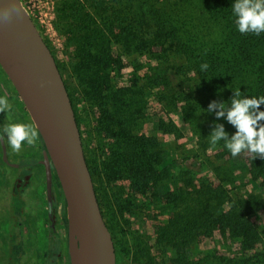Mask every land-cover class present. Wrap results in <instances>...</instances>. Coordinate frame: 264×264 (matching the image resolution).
<instances>
[{"label":"trees","instance_id":"trees-1","mask_svg":"<svg viewBox=\"0 0 264 264\" xmlns=\"http://www.w3.org/2000/svg\"><path fill=\"white\" fill-rule=\"evenodd\" d=\"M55 15L71 77L95 111L86 134L97 152L84 155L102 216L99 187L125 186L113 196L116 213L124 219L148 209L155 244L173 251L174 264H196L191 247L214 235L236 240L238 251L197 264H264V0H56ZM182 76L191 84L169 89ZM64 83L85 137L80 103ZM178 104L200 151L218 149L215 158L225 160L210 165L211 183L192 191L190 181H171L176 169L158 139L139 134L150 123L181 137L162 118ZM236 171L259 192L239 191ZM165 209L172 213L161 223ZM123 253L118 264H129Z\"/></svg>","mask_w":264,"mask_h":264},{"label":"water","instance_id":"water-1","mask_svg":"<svg viewBox=\"0 0 264 264\" xmlns=\"http://www.w3.org/2000/svg\"><path fill=\"white\" fill-rule=\"evenodd\" d=\"M0 66L40 136L57 264H118L122 254L103 219L64 80L21 0H0Z\"/></svg>","mask_w":264,"mask_h":264},{"label":"rangeland","instance_id":"rangeland-1","mask_svg":"<svg viewBox=\"0 0 264 264\" xmlns=\"http://www.w3.org/2000/svg\"><path fill=\"white\" fill-rule=\"evenodd\" d=\"M43 2L42 13L45 16L39 15L37 10H35L31 14L32 20L44 42L49 47L56 64L59 66L63 80L66 81V84L73 91L74 101L80 103L77 106V116L80 125H82V130L85 132V137L81 135L83 150L85 154L87 149V152H91L89 155L91 156L92 152H97V150L95 142L93 139H89V134H86V132H91L93 121L95 120V111L92 108L90 109L88 104L85 103L84 91L71 77L70 60L68 55L69 50L65 46V39L56 29V15H51L52 11L48 9V5L53 3V8L56 10V0H43ZM46 2H48V4H46ZM130 61L133 63L132 60ZM152 71L154 72L153 69ZM179 81H183V87H187L192 82L190 76H182L171 83L169 89L175 88L174 91L183 89V87L177 88ZM153 93H156V90H154ZM158 93L160 92L158 91ZM82 104H84L83 110H81ZM154 105V109L158 111L159 105ZM179 105L181 104H178V107L167 115L163 112L162 118L166 123H169L170 121L175 123L179 129V135L181 137H175L173 134H163L160 131H157L150 123H146L142 130L139 131V134H145L150 137L153 136L158 139L160 146L167 152V160L172 167H175L176 169V176L174 175L175 178L171 179V181L173 180L177 185L183 184L184 180L190 181L191 186L185 187V190L192 191V188L200 186L199 183L201 181H213L211 172L212 167L210 165L213 163L216 165H225V160L218 161L215 158L214 154L218 152V149L211 148L204 152L200 151L197 147V138L194 136L190 125L182 120L181 107ZM162 106L163 105H161V107ZM94 157L98 158L97 155ZM94 157L90 158L92 166L98 164V160H93ZM181 158L183 159V165L176 161ZM242 174V172L240 173L239 171H236L234 176L235 182L240 189L239 191L244 193L259 192V189L254 188L248 179ZM123 189H125V186ZM123 189L115 184H104L99 187L101 203L105 206V209L103 210L105 212L103 219L109 226L114 243L120 253L125 256L123 253L124 250L128 252L126 259L130 264H174L175 256L173 251L170 248H159L155 244L154 233L156 223L148 217V209H145L143 212H137L130 218H124L127 219L126 221L118 214V212L116 213L113 196L121 194ZM110 205L112 206V209L110 208ZM171 213L172 209H165L159 222L165 223ZM256 225L259 227V222ZM237 251L238 243L236 240L228 241L217 235H214L209 239L201 236L199 237L197 244L191 247L189 251V260L190 263L195 262L197 264L201 262V257H209L214 253H225L228 257H232Z\"/></svg>","mask_w":264,"mask_h":264},{"label":"flooded vegetation","instance_id":"flooded-vegetation-1","mask_svg":"<svg viewBox=\"0 0 264 264\" xmlns=\"http://www.w3.org/2000/svg\"><path fill=\"white\" fill-rule=\"evenodd\" d=\"M41 140L0 66V264H57ZM57 192L54 168L50 173Z\"/></svg>","mask_w":264,"mask_h":264},{"label":"built area","instance_id":"built-area-1","mask_svg":"<svg viewBox=\"0 0 264 264\" xmlns=\"http://www.w3.org/2000/svg\"><path fill=\"white\" fill-rule=\"evenodd\" d=\"M24 4V7L26 8V10L28 11L31 19H32V12L37 10V12L39 13V15L41 16H45L43 15L42 13V4H44L43 0H21ZM46 4H48V2H46ZM50 6V8H49ZM48 9L50 11H52V14L51 15H55V9L53 8V3H51V5H48ZM50 15V17H51Z\"/></svg>","mask_w":264,"mask_h":264}]
</instances>
